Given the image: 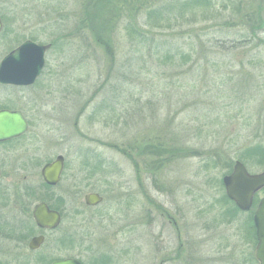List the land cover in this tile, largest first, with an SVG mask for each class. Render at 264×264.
I'll use <instances>...</instances> for the list:
<instances>
[{
	"label": "rangeland",
	"instance_id": "1",
	"mask_svg": "<svg viewBox=\"0 0 264 264\" xmlns=\"http://www.w3.org/2000/svg\"><path fill=\"white\" fill-rule=\"evenodd\" d=\"M0 19V60L52 43L25 91L27 136L68 162L55 192L76 190L81 246L119 264H254L251 214L222 178L247 165L264 102V0H0ZM89 191L103 200L87 209Z\"/></svg>",
	"mask_w": 264,
	"mask_h": 264
},
{
	"label": "flooded vegetation",
	"instance_id": "2",
	"mask_svg": "<svg viewBox=\"0 0 264 264\" xmlns=\"http://www.w3.org/2000/svg\"><path fill=\"white\" fill-rule=\"evenodd\" d=\"M31 86L0 82V89L10 90H0V111L18 112L27 122V129L23 133L0 139V264H113V259L119 264L118 254L104 250L101 245L81 246L78 239L81 225L76 226L75 208L70 206L76 190L70 188L67 192H55L62 184L63 172L68 165L65 156L56 154L46 159L41 149L28 143L27 132L36 114L34 108L29 107L28 110L25 91ZM13 89L18 96H11ZM257 105L259 107L255 112L250 109L247 113L250 122L252 119L255 121V127L251 123L249 126L247 165L243 162L250 175L264 173V102ZM58 156L62 157V167L57 179L48 182L43 169L55 162ZM88 168H91L90 164ZM91 193L101 197L96 204L87 203L86 196ZM263 197L264 185L254 192L247 210L251 214L250 249L253 250L254 264H261L255 256L259 239L254 215ZM102 200L103 196L96 191H89L83 196L87 209L99 205ZM38 209H44L46 217H38ZM54 217H57L56 221Z\"/></svg>",
	"mask_w": 264,
	"mask_h": 264
},
{
	"label": "water",
	"instance_id": "3",
	"mask_svg": "<svg viewBox=\"0 0 264 264\" xmlns=\"http://www.w3.org/2000/svg\"><path fill=\"white\" fill-rule=\"evenodd\" d=\"M1 28L0 19V30ZM50 46V43H40L30 39L21 42L0 60V82L14 85L33 84L45 65V53ZM26 129L27 122L18 112L0 111V139L19 135ZM61 167L62 157L58 156L55 162L44 167L45 179L54 182ZM222 182L226 196L240 210L247 211L251 206L254 192L264 185V173L250 175L244 164L236 160L231 172L223 176ZM100 199L101 197L96 193L86 196L88 204H96ZM46 213L44 209L36 211L37 216L41 218L46 217ZM54 220L56 221L57 217H54ZM254 223L259 239L255 256L261 264H264V197L256 209Z\"/></svg>",
	"mask_w": 264,
	"mask_h": 264
},
{
	"label": "trees",
	"instance_id": "4",
	"mask_svg": "<svg viewBox=\"0 0 264 264\" xmlns=\"http://www.w3.org/2000/svg\"><path fill=\"white\" fill-rule=\"evenodd\" d=\"M189 3V1L187 2V3H184L183 4V8L184 9H187V8H189L191 5L190 4H188ZM102 8H104V6H102ZM164 11L163 10H156V11H152V12H150V14H149V16L147 17V18H144L145 19V22H144V25L143 26H145V25H147V24H149L150 26H159L161 23L160 22H156L154 25H152L151 23H150V21H151V19L153 20V19H155V18H158V17H163L164 16ZM152 14L154 15V16H152ZM126 28H128L130 31H131V34H132V38L134 39H136L137 41L138 40H140V42L142 43V42H144V41H147L148 40V37H147V34H148V29H144V30H142V29H140V30H136L135 28H133L132 26H127ZM35 38V37H34ZM33 38V39H34ZM107 45V44H106ZM106 47V46H105ZM109 54H111V52H109ZM167 56V55H166ZM111 59H114L113 57H110ZM162 149V148H161ZM155 151H156V149H155ZM239 158L241 159V161H243L244 160V155H241V156H239ZM228 200V199H227ZM230 201V200H229ZM236 207V206H235ZM234 207V209L235 210H237V208H235Z\"/></svg>",
	"mask_w": 264,
	"mask_h": 264
}]
</instances>
